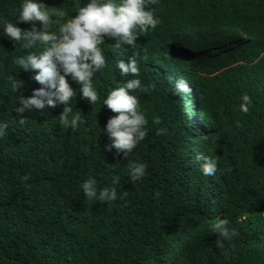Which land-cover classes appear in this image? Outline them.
Masks as SVG:
<instances>
[{"label":"trees","instance_id":"obj_1","mask_svg":"<svg viewBox=\"0 0 264 264\" xmlns=\"http://www.w3.org/2000/svg\"><path fill=\"white\" fill-rule=\"evenodd\" d=\"M22 2L0 0V122L9 124L0 137V264H264V0L151 5L161 23L134 48L107 38L101 45L107 64L93 77L100 99L73 98L83 121L76 129L59 123L63 105L26 111L19 122V99L41 85L15 60L43 50L3 32ZM43 2L70 18L87 0ZM136 53L142 88L132 94L148 134L125 159L105 148L103 127L115 113L102 101L134 78L116 64ZM170 78L186 79L191 92L174 94ZM15 79L23 86L13 90ZM244 93L253 101L247 114L239 111ZM198 156L218 159L215 176L203 174ZM132 162L147 165L135 184ZM89 177L122 198L87 199L80 185ZM219 218L239 233L223 247L210 231Z\"/></svg>","mask_w":264,"mask_h":264},{"label":"clouds","instance_id":"obj_2","mask_svg":"<svg viewBox=\"0 0 264 264\" xmlns=\"http://www.w3.org/2000/svg\"><path fill=\"white\" fill-rule=\"evenodd\" d=\"M159 0H87L79 7L75 16H69L62 9L48 7L43 0H23L15 22L3 24L4 34L14 42H23L24 49L33 48L37 43L43 45V50L29 53L16 58L15 63L25 71H33L32 77L41 87L35 88L30 96H21L16 112L20 123H25L24 113L31 110H45L63 105L59 114V123L62 127L76 129L82 123L81 114L73 113L71 102L78 96L94 105L99 94L93 85V77L101 72L107 64L104 49L106 38L115 40L117 48L126 45L134 48L141 34L149 29L155 30L161 23L151 5L158 4ZM17 22H40L41 28L33 27L22 30ZM57 26L58 31H50L51 26ZM139 54L121 59L116 67L121 75L134 76L123 83L124 86L112 89L103 99V106H107L112 115L103 127L110 143L105 145L108 151L115 149L125 159L145 140L148 120L140 110V101L132 93L141 89L140 73L136 58ZM71 82L79 85L78 91ZM172 92L178 96L191 92L189 82L183 78H170ZM23 86L22 81L15 79L13 90ZM147 91V88L143 89ZM253 104L252 98L244 93L241 96L239 111L249 113ZM154 124H160V118L154 117ZM9 128L7 122H0V137H3ZM163 129L160 130L163 134ZM203 159L201 170L206 176H215L218 171V159L214 157L198 156ZM147 172V165L140 162L129 164L130 181L143 179ZM26 181L28 176L21 177ZM119 183V179L115 180ZM83 195L87 199H94L101 203L117 200L118 192L115 186L104 187L98 190L97 181L89 177L80 185ZM229 220L219 218L218 222L210 225L212 234H217L216 246L223 247V241L231 240L239 233L229 227ZM223 238V239H220Z\"/></svg>","mask_w":264,"mask_h":264}]
</instances>
